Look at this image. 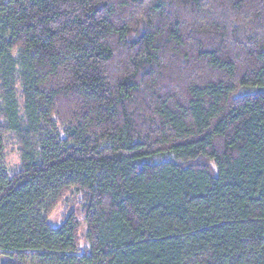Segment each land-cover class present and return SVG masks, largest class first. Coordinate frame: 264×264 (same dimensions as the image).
<instances>
[{
  "label": "trees",
  "instance_id": "obj_1",
  "mask_svg": "<svg viewBox=\"0 0 264 264\" xmlns=\"http://www.w3.org/2000/svg\"><path fill=\"white\" fill-rule=\"evenodd\" d=\"M0 264H264V0H0Z\"/></svg>",
  "mask_w": 264,
  "mask_h": 264
},
{
  "label": "rangeland",
  "instance_id": "obj_2",
  "mask_svg": "<svg viewBox=\"0 0 264 264\" xmlns=\"http://www.w3.org/2000/svg\"><path fill=\"white\" fill-rule=\"evenodd\" d=\"M5 144V170L6 173L11 176L13 175L20 167V157L18 152V146L13 138V136H7L4 141ZM77 196H71L67 199L66 203L58 206L50 216V223L53 226H59L63 217H65L68 213H74L78 219H81L80 209L78 203ZM81 231L83 233V227L81 226Z\"/></svg>",
  "mask_w": 264,
  "mask_h": 264
}]
</instances>
